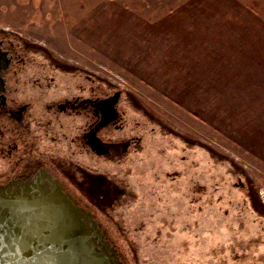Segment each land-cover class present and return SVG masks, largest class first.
<instances>
[{
	"label": "rangeland",
	"instance_id": "obj_1",
	"mask_svg": "<svg viewBox=\"0 0 264 264\" xmlns=\"http://www.w3.org/2000/svg\"><path fill=\"white\" fill-rule=\"evenodd\" d=\"M0 25L41 40L131 93L136 110L160 124L151 121L148 127L165 130L156 135L158 162L167 156L182 162L180 154L186 156L183 163L199 161L189 169L211 187L203 222L201 214L188 216L164 205L168 201L158 193L144 196L143 211L123 205L142 153L124 168L108 169L119 175L109 180L122 192L112 198L85 195L129 264H231L236 254L245 261L264 260L259 219L251 220L250 229L227 224L220 240L211 233L214 223L207 213L232 209L231 203L242 200L238 189L228 192L238 173L251 179L264 200V0H0ZM162 135L170 142L161 143ZM187 139L200 142L199 148L183 152ZM125 207L137 219L132 231L113 213ZM165 221L167 227L152 230ZM135 232L141 233L140 243L147 235L149 244H138ZM235 233L242 236L235 239ZM195 250L196 256L181 253Z\"/></svg>",
	"mask_w": 264,
	"mask_h": 264
},
{
	"label": "flooded vegetation",
	"instance_id": "obj_2",
	"mask_svg": "<svg viewBox=\"0 0 264 264\" xmlns=\"http://www.w3.org/2000/svg\"><path fill=\"white\" fill-rule=\"evenodd\" d=\"M85 66L45 48L39 39L0 25V189L33 190L40 185L41 191H53L59 187L79 205L89 230H100L106 243L115 246L117 257L124 264H129L111 237L109 228L90 204L85 203L87 196L102 194L109 198L122 192L109 180L112 179L110 177L119 178V175L108 169L124 168L126 163H134L142 153L130 175L132 192L122 197L123 205L128 202L131 207H139V211L145 209L141 204L144 196L153 199L158 193L159 198L168 201L164 205L183 209L188 216L201 214L203 222L205 195L211 187L206 184L205 177L196 178L189 169L190 165L198 166L199 161L183 163L186 156L178 154L182 162L177 160L174 163L167 155H164L165 159L167 156L164 162H158L156 157L161 156L158 153L162 151L155 148L156 135L158 131L165 130L147 125L157 119L144 111L139 113L140 108L136 110L131 93L125 95L123 87L113 86ZM128 106L131 112L135 110L138 114L132 116ZM143 116L146 119L141 121ZM155 125L160 124L155 122ZM160 142L170 141L162 135ZM187 144L190 147L181 145L183 152L199 148L200 142L188 140ZM166 148L167 145L162 147L165 152ZM230 185L228 192L238 189L243 194L242 200L231 203L232 209L214 207L207 210V213H212L214 223L211 233L219 234L222 240L223 227L227 224L233 228L245 226L250 229L251 220L258 219L264 232V200L251 179L238 173ZM136 200L139 202L132 203ZM130 211L128 207L113 209L120 224L126 225L128 231H132L137 220ZM119 216H124L125 220ZM166 222L164 225L154 224L152 230L167 227L169 224ZM248 234L245 235L249 239ZM135 235L138 236V244H149L147 235L141 243V233L135 232ZM236 235L242 236L235 233V239H238ZM236 241L231 240L230 244ZM148 252L162 259L158 251ZM181 253L198 255L197 250ZM153 256L150 255V259ZM238 256H235L237 262L232 261L231 264H264V260L245 261ZM173 260L175 258L171 257L170 261Z\"/></svg>",
	"mask_w": 264,
	"mask_h": 264
},
{
	"label": "water",
	"instance_id": "obj_3",
	"mask_svg": "<svg viewBox=\"0 0 264 264\" xmlns=\"http://www.w3.org/2000/svg\"><path fill=\"white\" fill-rule=\"evenodd\" d=\"M103 236L59 187L0 189V264H124Z\"/></svg>",
	"mask_w": 264,
	"mask_h": 264
}]
</instances>
